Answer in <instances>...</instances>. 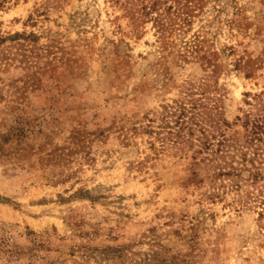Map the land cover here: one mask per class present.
I'll return each instance as SVG.
<instances>
[{"label":"rangeland","instance_id":"rangeland-1","mask_svg":"<svg viewBox=\"0 0 264 264\" xmlns=\"http://www.w3.org/2000/svg\"><path fill=\"white\" fill-rule=\"evenodd\" d=\"M144 2L0 0V264H264V154L147 129L192 87L245 142L264 0H201L186 20L165 0L163 36ZM224 161L256 173L217 175Z\"/></svg>","mask_w":264,"mask_h":264},{"label":"trees","instance_id":"trees-1","mask_svg":"<svg viewBox=\"0 0 264 264\" xmlns=\"http://www.w3.org/2000/svg\"><path fill=\"white\" fill-rule=\"evenodd\" d=\"M200 1L184 0L179 8L180 11H177V15H185L183 18L186 20L192 14V9L200 6ZM164 3L165 0H145L141 8L142 13L149 15L154 21L162 36L173 25L168 19L169 15L163 12L164 8L162 6H165ZM170 7L168 5L166 9ZM203 89L202 91H204ZM193 94L192 87H186L184 96L181 99H176L163 105V108L157 114L158 117H156L157 121L155 124H153L155 118L149 119L147 129L155 132V138L159 140L161 146L170 144L179 150H184L197 145L195 152L200 153L210 147L212 149L213 145H216L214 152L219 153L221 156H225L230 152L235 154L240 151L242 159L247 160L246 149L249 147L248 145H252L254 147V155L260 156V152L261 155L264 154V148L262 149L264 147V113L252 118L248 116L244 123L246 129L245 142L239 143L235 139L226 137L223 130L218 129L219 123L217 121L212 122L209 119L206 105L199 97H193ZM215 129L218 130L214 131ZM245 143L246 145H244ZM244 146L246 147L245 149L243 148ZM224 162L229 163L227 161ZM229 164V169L223 170L219 168L216 174L240 176L245 171L249 175L256 173L248 168L246 164L242 163L240 166H236L234 163Z\"/></svg>","mask_w":264,"mask_h":264}]
</instances>
